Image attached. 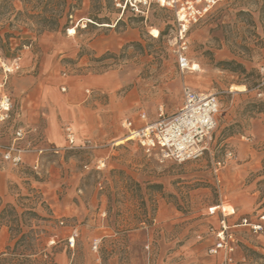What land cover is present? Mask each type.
I'll list each match as a JSON object with an SVG mask.
<instances>
[{
    "label": "rangeland",
    "instance_id": "1",
    "mask_svg": "<svg viewBox=\"0 0 264 264\" xmlns=\"http://www.w3.org/2000/svg\"><path fill=\"white\" fill-rule=\"evenodd\" d=\"M175 37L156 6L133 16L113 0H0V86L12 101L0 146L21 129L27 150L18 167L0 154L2 264H42L28 250L54 264H220L207 250L223 218L206 214L221 205L261 226L229 229L236 264L264 263V0H218L190 27L185 57L198 71L178 70ZM183 83L216 94L220 113L209 151L175 164L125 139L121 123L172 115ZM67 125L92 147L64 149ZM228 151L217 181L212 161ZM7 247L24 255L12 261Z\"/></svg>",
    "mask_w": 264,
    "mask_h": 264
},
{
    "label": "built area",
    "instance_id": "2",
    "mask_svg": "<svg viewBox=\"0 0 264 264\" xmlns=\"http://www.w3.org/2000/svg\"><path fill=\"white\" fill-rule=\"evenodd\" d=\"M218 0H113L115 8L122 15L124 13L133 16H144L152 6L168 10L172 13L173 25L179 47L175 51L178 70L186 72L198 71L194 64H190L185 57L186 33L193 25L203 21L212 11ZM18 70V64L14 68H5L4 73L10 74ZM0 86V122L6 121L12 109V101L8 94L1 91ZM64 90V88L62 89ZM89 94V91H85ZM182 102L178 110L170 116L164 117L160 110L158 118L154 122H148L144 112L137 114L138 126L130 119H124L121 123L125 131V139L135 142L147 155L158 154L163 160L175 164H184L200 160L209 151V143L217 127L220 113V103L216 94H204L193 90L183 83L181 87ZM64 149L91 148L88 140L77 144L76 134L71 126L64 127ZM23 138L22 130L15 132L13 142L8 146H0L2 159L11 167H18L23 163V156L27 153L25 148L15 144ZM56 151V150H53ZM232 152H225L223 158L212 161V172L218 181V173L224 169L226 163L232 160ZM35 164V168H36ZM219 212L222 218L227 214L223 207L215 206L207 209V216H214ZM242 225L250 226L254 233L261 230L260 225H250L246 220ZM214 236L213 244L208 248L207 254L211 257H220V264H236L234 259L235 239L223 222L219 228L210 229ZM77 233L74 230L67 238L70 248L75 244ZM98 241H93L92 249L97 250Z\"/></svg>",
    "mask_w": 264,
    "mask_h": 264
},
{
    "label": "crops",
    "instance_id": "3",
    "mask_svg": "<svg viewBox=\"0 0 264 264\" xmlns=\"http://www.w3.org/2000/svg\"><path fill=\"white\" fill-rule=\"evenodd\" d=\"M8 83H10V85L12 84V83H14V77L12 78V77H9V79H8ZM6 84H7V82H6ZM14 92H15V90H14ZM23 115H25V113H23ZM50 140L51 141H54V138L51 136L50 137ZM221 207H223L222 205H221ZM210 208V207H209ZM239 215V210L237 209V208H235V209H233V213L232 214H227L224 218H223V220H222V222L224 223V225L227 227V228H229V229H238L237 231H240L239 229H243V228H250V226H248V225H242V221L243 220H246V223L247 224H250V225H255V224H253V223H249L248 221H247V219L245 218V217H241L240 215ZM242 215V214H241ZM257 225V224H256ZM259 225V224H258ZM219 228V227H218ZM250 230H251V228H250ZM252 231V230H251ZM252 233L253 234H256V233H254L253 231H252ZM264 264V263H263Z\"/></svg>",
    "mask_w": 264,
    "mask_h": 264
},
{
    "label": "trees",
    "instance_id": "4",
    "mask_svg": "<svg viewBox=\"0 0 264 264\" xmlns=\"http://www.w3.org/2000/svg\"><path fill=\"white\" fill-rule=\"evenodd\" d=\"M14 218L17 221L18 220V216L17 214H14ZM24 236H22L23 238ZM8 252L7 254H9L10 256H12V261H16L15 258L20 256V255H24V254H19L16 250H10L9 247H7L6 249ZM4 255V254H2ZM28 257L32 258V260L30 262L32 263H39L41 262L42 264H54L52 258L46 254V253H41L39 254V252H36L35 250H28V254H26ZM45 258V259H44ZM8 262L11 261V259H6V258H0V264L4 263V262ZM17 264V263H16Z\"/></svg>",
    "mask_w": 264,
    "mask_h": 264
},
{
    "label": "bare ground",
    "instance_id": "5",
    "mask_svg": "<svg viewBox=\"0 0 264 264\" xmlns=\"http://www.w3.org/2000/svg\"><path fill=\"white\" fill-rule=\"evenodd\" d=\"M68 34L69 35H73V34H75V31H74V29H69L68 30ZM149 35L152 37V38H157L158 37V31H157V29H151L150 31H149ZM194 69H197V67H196V65H194ZM199 69V68H198ZM240 89V88H239ZM233 90V89H232ZM240 90H242V88L240 89ZM231 91V90H230ZM224 208V207H223ZM225 209V208H224Z\"/></svg>",
    "mask_w": 264,
    "mask_h": 264
}]
</instances>
